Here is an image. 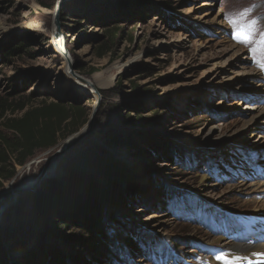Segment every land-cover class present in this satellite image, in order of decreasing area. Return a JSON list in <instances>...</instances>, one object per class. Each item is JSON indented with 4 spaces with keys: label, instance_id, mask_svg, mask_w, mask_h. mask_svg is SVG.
I'll list each match as a JSON object with an SVG mask.
<instances>
[{
    "label": "rangeland",
    "instance_id": "obj_1",
    "mask_svg": "<svg viewBox=\"0 0 264 264\" xmlns=\"http://www.w3.org/2000/svg\"><path fill=\"white\" fill-rule=\"evenodd\" d=\"M118 1L0 0V27L9 30L0 31V100L13 105L31 96L35 105L60 100L86 114L77 133L93 126L92 135L61 158L50 181L35 193L0 203V264L11 258L14 264L33 262L27 254L38 242L43 255L59 251L70 263L71 256H79V264H97L90 253L62 240L86 236L81 224L67 218L78 209L73 204L84 206L88 197L103 204L100 223L119 246L116 264H195L206 257L193 245L204 240L207 247L215 240L194 225L188 213L196 206L189 203L264 215V177L253 180L237 166L240 149H252V163L264 172V119L257 110L264 107L252 101L264 93V0H138L133 10H117ZM177 20L182 23L174 25ZM28 21L40 28L25 29ZM58 24L69 65L52 46ZM238 25L252 33L253 43L234 39ZM115 26L122 31L111 40ZM22 43L28 53L4 59L6 50ZM100 74L114 76L110 88L96 81ZM12 116L10 111L5 119ZM254 118L251 127L245 125ZM5 119L0 133L14 140ZM75 134L62 135L57 146L38 151L24 166L12 156L17 174L0 192L37 180ZM155 140L171 148L154 151ZM172 151L194 157L178 164ZM231 157L234 166L228 168ZM159 182L168 189H158ZM80 190L85 198L79 202ZM131 235L134 242L154 243L157 253L149 245L129 248L124 240Z\"/></svg>",
    "mask_w": 264,
    "mask_h": 264
},
{
    "label": "trees",
    "instance_id": "obj_2",
    "mask_svg": "<svg viewBox=\"0 0 264 264\" xmlns=\"http://www.w3.org/2000/svg\"><path fill=\"white\" fill-rule=\"evenodd\" d=\"M119 3L115 6L117 10H120L122 7H129L131 10L136 9L139 6L138 0H119ZM45 7H48L44 5ZM141 9V8H140ZM169 11V10H168ZM182 23V21L177 20L174 22V25ZM122 31V28L117 26L114 29L110 30L109 38L111 40H116L118 33ZM27 45L22 43L20 47H14L6 50L7 53L4 56L5 60H8L11 57H15L19 53H28L25 48ZM146 71L145 69L143 70ZM34 97V96H33ZM27 99L22 105H13L7 100H0V121L4 120L6 114L11 111V114L14 115L11 118L5 119V127L9 131L14 140H9L3 134L0 133V191L4 188V183L10 181L16 177L17 171L16 167L13 166L12 156L15 157L16 164L24 166L27 162L33 158L38 151H46L51 148H54L58 145L62 135H72L77 133L85 124H86V114L80 106L74 104L56 102V101H47L43 100L40 104H33V98ZM31 103V106L26 110L27 104ZM26 112L22 117L15 116L18 112ZM156 112H153V114ZM128 118H132L128 115ZM150 148L152 150H161L163 152H168V149L171 148L170 144L163 140L152 141ZM175 155L183 158V153L181 151H172L173 162ZM158 189L166 191L168 186H165L163 183L155 184ZM66 188V187H65ZM65 188H59L60 190L65 191ZM82 190V188H80ZM77 196L76 192L75 198L78 201H83L84 194L83 190ZM67 193L64 192V194ZM113 196L112 200L114 201L118 195H121V191H117ZM62 195V194H61ZM63 196V195H62ZM111 201L110 204L113 205L114 202ZM77 206V210H73L70 218H67V221H71L74 226L82 225L84 231L87 233L86 236H77L62 239L65 242H68L69 245L76 247L77 249L85 250L94 257L97 264H116V255L119 256V246L116 245V241L111 237V231L107 229L105 225V230L102 228L100 221L102 222V208L103 204L98 198L93 200L91 197H88L87 202L84 203V206L80 203L73 204V207ZM108 206V205H107ZM71 207V206H70ZM82 217V220L79 219ZM103 229V231H102ZM58 237L57 235H55ZM21 236L14 237L10 243L5 245L9 247L12 241L20 239ZM60 237V236H59ZM17 238V239H16ZM21 240V239H20ZM39 240V239H38ZM132 235L129 238H125L124 242L129 245V248L134 249L144 245H148V242H134ZM36 243V240H35ZM39 242L35 245V251L27 254L33 258V262L28 260L25 264H79L81 263L79 256H71V261L65 260L62 254L58 251V254H55V257L43 255L42 252L45 251L44 248L37 249ZM39 251V252H38ZM109 251L111 256L108 258L105 255V252ZM29 252V251H26ZM25 252V253H26ZM40 252L42 257H40ZM36 257V259H35ZM28 259V258H27ZM93 259V258H92ZM107 261H106V260ZM83 261V260H82ZM16 261L13 258L10 259V264H14ZM4 264V263H3ZM17 264V263H16ZM22 264V263H21Z\"/></svg>",
    "mask_w": 264,
    "mask_h": 264
},
{
    "label": "water",
    "instance_id": "obj_3",
    "mask_svg": "<svg viewBox=\"0 0 264 264\" xmlns=\"http://www.w3.org/2000/svg\"><path fill=\"white\" fill-rule=\"evenodd\" d=\"M58 13V12H57ZM56 13V15H57ZM56 38H62L63 42H58V44L54 45L57 50L64 55L65 57L68 56L69 50L66 47V38L64 37V34L62 33L60 24H58V31L55 34ZM63 56V57H64ZM64 57V58H65ZM56 102H61L60 100H56ZM95 110H97V107H95ZM93 133V126L90 125V128L87 130L86 133H84L82 136L77 138L76 140H73L71 142L66 143L58 152H56L53 156H51L45 167L43 168L42 172L37 176V184H33V179H26L25 181L21 182L20 185L14 190V192L9 193H3L0 192V203L7 201L11 198H16L21 194H25L33 190V188H40L44 185V183L50 181V179L53 177L54 168L53 166L58 162V160H61V158L71 149H73L76 145L84 141L86 138H88ZM52 169L53 172H52ZM35 190V189H34ZM33 190V191H34Z\"/></svg>",
    "mask_w": 264,
    "mask_h": 264
},
{
    "label": "bare ground",
    "instance_id": "obj_4",
    "mask_svg": "<svg viewBox=\"0 0 264 264\" xmlns=\"http://www.w3.org/2000/svg\"><path fill=\"white\" fill-rule=\"evenodd\" d=\"M216 20V18H214L213 19V21L212 22H214ZM38 28H40V25H39V23H36V22H33V21H28L27 23H26V25H25V29H27V30H29V29H38ZM0 31L2 32V34H8V32H9V30L8 29H6V28H4V27H0ZM55 34H56V31H55V33H54V36H55ZM63 42V40H62V38H56L55 37V43L53 44V42H52V46H54L55 44L57 45L58 44V42ZM54 50H56V48L54 49ZM64 56V55H63ZM65 57V56H64ZM63 57V58H64ZM69 57V54H68V56H66L65 58H64V60L67 62V64L69 65V61H70V59L68 58ZM77 79V83L79 84V87H81V88H83V90L84 91H86V92H89L90 90L89 89H87V88H84V86L82 85V83L81 82H83L82 80H80V79H78V78H76ZM113 80H114V76H109V77H107V78H105L104 76H103V74H100V75H98L97 77H96V81L100 84V85H102L104 88H110L111 86H112V84H113ZM81 83V84H80ZM91 92V91H90ZM95 107H96V105H95ZM94 107V108H95ZM257 110H259V112H260V114H261V116H262V118L264 119V109H260V108H257ZM260 116V117H261ZM258 118H259V116H257ZM257 118V119H258ZM256 120H255V118L254 119H252L250 122H246L245 123V125L246 126H250L251 127V125H253L254 123H256L255 122ZM90 128V123H89V125L87 126V128H86V126L84 127V129H82L79 133H77V134H75V135H73V136H71L70 138L71 139H69L66 143H68V142H71V141H73V140H76L77 138H79L80 136H82L84 133H86L87 132V130ZM65 143V144H66ZM64 144V145H65ZM63 145V146H64ZM62 146V147H63ZM61 147V148H62ZM60 148V149H61ZM59 149V150H60ZM60 162V160H58V162L53 166V168L54 169H56V167H58L57 165H58V163ZM54 169H52V172H53V170ZM30 179V178H29ZM33 178H31V180H32ZM33 181V184H37V180H32ZM23 182V181H22ZM42 187V186H41ZM16 188L15 187H13L12 185H9L4 191H3V193H9V192H14V190H15ZM35 189V190H34ZM34 190V191H33ZM33 190H31L30 192H28V193H31V192H36V190H38V188L36 189V188H33ZM26 194V193H25ZM219 241H221V240H219ZM210 248H215V251H216V253H211V250H210ZM239 248H240V250H243V251H248L249 249H250V247H248V246H246V245H244V244H240L239 245ZM209 251H210V255H209V257H208V259H207V261H209L210 262V264H219L220 263V259H218V257H220V252L222 251V247H221V245L219 244V243H214V244H209ZM262 263H264V259L262 260Z\"/></svg>",
    "mask_w": 264,
    "mask_h": 264
},
{
    "label": "snow or ice",
    "instance_id": "obj_5",
    "mask_svg": "<svg viewBox=\"0 0 264 264\" xmlns=\"http://www.w3.org/2000/svg\"><path fill=\"white\" fill-rule=\"evenodd\" d=\"M233 22L235 23V21ZM234 39H236L238 43L242 44H251L254 42L252 33L249 32L247 29L240 27L239 25L237 26L236 31L234 33ZM262 67H264V65H262ZM218 259H223V257H218Z\"/></svg>",
    "mask_w": 264,
    "mask_h": 264
},
{
    "label": "built area",
    "instance_id": "obj_6",
    "mask_svg": "<svg viewBox=\"0 0 264 264\" xmlns=\"http://www.w3.org/2000/svg\"><path fill=\"white\" fill-rule=\"evenodd\" d=\"M57 50V49H56ZM58 52H59V50H57ZM60 53V52H59ZM61 54V53H60ZM61 56H62V54H61ZM63 57V56H62Z\"/></svg>",
    "mask_w": 264,
    "mask_h": 264
}]
</instances>
